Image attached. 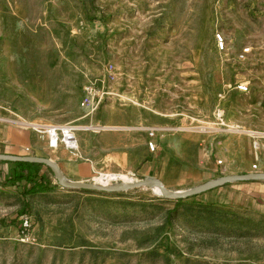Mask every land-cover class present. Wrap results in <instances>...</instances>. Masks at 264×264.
<instances>
[{
	"label": "rangeland",
	"instance_id": "374dc122",
	"mask_svg": "<svg viewBox=\"0 0 264 264\" xmlns=\"http://www.w3.org/2000/svg\"><path fill=\"white\" fill-rule=\"evenodd\" d=\"M222 32L225 50L216 37ZM245 46L251 51L241 58ZM88 84L105 92L96 111L82 105ZM108 105L117 124L81 127L106 132L110 143L144 139L136 148L156 172L148 177L172 190L258 172L264 0H0V119L34 130L77 124L78 107L105 119ZM205 135L206 144L194 139ZM126 159L113 148L87 181L105 173L144 178ZM258 186L237 189L234 202H222V186L186 198L171 220L177 199L153 187L0 193V264H264V180ZM210 210L216 214L208 217ZM222 210L252 221L222 224ZM25 219L34 242L21 240Z\"/></svg>",
	"mask_w": 264,
	"mask_h": 264
},
{
	"label": "crops",
	"instance_id": "0c3cea01",
	"mask_svg": "<svg viewBox=\"0 0 264 264\" xmlns=\"http://www.w3.org/2000/svg\"><path fill=\"white\" fill-rule=\"evenodd\" d=\"M109 93V92H108ZM107 93V94H108ZM108 97L111 96L108 94ZM113 105H108L107 114L105 119L94 114H88L83 108L78 107L75 109L74 121L79 126H93L95 124H103V126H113L117 124L116 118L111 108ZM5 116L6 114H0ZM95 129L80 128L77 131L79 140V150L77 152L70 151L63 146L58 148H52L46 136L38 134L35 130L30 127H20L15 124H11L4 119H0V153L15 154V155H33L48 157L60 165L65 176L76 181H87L95 174L99 172V169L103 165L107 158L109 151L113 148H117L120 151H126L127 159L124 166L128 169L138 171L141 177L153 176L156 172H152L153 168L150 161L147 160L146 150H141L137 145H141L144 139L132 138L126 142L121 140L116 143H110L108 134L106 132H94ZM211 135H205L204 138L201 136H195V140L203 141L205 144L210 140ZM156 141H158V132L156 133ZM208 143V142H207ZM30 148L27 151L26 148ZM210 150V149H209ZM207 149V152H209ZM259 164L261 166L258 171L264 172V146L259 152H257ZM16 161L0 159V193L6 194L14 193L17 191L22 192L23 183L19 182L16 185H3L6 178L10 177L16 167ZM214 169V168H210ZM50 168L47 165L42 166L41 173H45L52 183L55 184L52 177L50 176ZM222 173V170H220ZM246 172V171H244ZM233 174V173H231ZM238 174V173H234ZM260 181L262 180H249L242 181L244 185L233 186L230 182L222 186V202H234L238 195L237 189L243 188L248 192L253 188H258ZM227 185H232L228 188H224ZM228 195V196H227Z\"/></svg>",
	"mask_w": 264,
	"mask_h": 264
},
{
	"label": "water",
	"instance_id": "95a60500",
	"mask_svg": "<svg viewBox=\"0 0 264 264\" xmlns=\"http://www.w3.org/2000/svg\"><path fill=\"white\" fill-rule=\"evenodd\" d=\"M0 159L12 161L36 162L47 165L54 173L57 182L65 188L92 190L100 192H123L139 187H155L160 188V194L173 199H186L199 195L214 188L223 186L234 181L264 180V172H250L243 174L226 175L212 179L201 185L188 188L186 190H172L168 188L164 182L158 177H144L142 179L118 181L110 184L92 181H76L65 176L58 162L43 156L33 155H15L0 153Z\"/></svg>",
	"mask_w": 264,
	"mask_h": 264
},
{
	"label": "built area",
	"instance_id": "2783aa9c",
	"mask_svg": "<svg viewBox=\"0 0 264 264\" xmlns=\"http://www.w3.org/2000/svg\"><path fill=\"white\" fill-rule=\"evenodd\" d=\"M218 44L222 50L227 48V39L225 34L218 33L216 35ZM251 47L245 46L240 53L241 58H246V56L250 53ZM238 89L242 92H247L249 90V83L248 82H241L238 85ZM105 92H102L100 88H98L95 84H88L85 86V96L82 101V105L88 107L91 111H96L99 109L102 95ZM108 92H106L107 94ZM224 117V110L222 108H218L217 110V118L222 122ZM34 130L37 131L40 135L46 136L49 145L52 148H58L63 146L64 148L77 152L79 150V140L77 136V131L80 127L74 123H51V124H44V125H35ZM149 137L150 140L148 141V147L151 151H155L158 147L156 141V133L157 130L152 128L149 130ZM27 151H30V148H26ZM221 163V161H219ZM254 168L257 167L256 164L253 166ZM121 173H105L101 174V176L107 180V182H102L106 184H110L113 182L118 181H127L122 178ZM31 223L28 219H25L23 223V229L20 233V237L22 241L25 242H34L36 240L35 236L31 233Z\"/></svg>",
	"mask_w": 264,
	"mask_h": 264
},
{
	"label": "trees",
	"instance_id": "16d2710c",
	"mask_svg": "<svg viewBox=\"0 0 264 264\" xmlns=\"http://www.w3.org/2000/svg\"><path fill=\"white\" fill-rule=\"evenodd\" d=\"M16 167L12 175L6 178L3 185H16L21 182L24 185L22 190L23 195H34L39 193H45L54 190L56 187L60 186L57 183H52L51 179L46 176L45 173H41V168L45 164L36 163V162H25V161H16ZM51 170V169H50ZM52 171V170H51ZM88 191V190H82ZM98 194L112 195L114 192H96ZM185 204L184 199H177L176 205L173 209H170L168 219L171 220L173 213H176L178 209ZM198 207L208 208L206 204L199 203L196 204ZM208 217H211L216 214L215 210H210L207 212ZM222 224L228 225L229 223L241 225L251 222L252 220L247 218H242L239 215L230 216L228 211L222 210ZM264 222V217L259 221V223ZM228 227V226H227Z\"/></svg>",
	"mask_w": 264,
	"mask_h": 264
},
{
	"label": "bare ground",
	"instance_id": "6f19581e",
	"mask_svg": "<svg viewBox=\"0 0 264 264\" xmlns=\"http://www.w3.org/2000/svg\"><path fill=\"white\" fill-rule=\"evenodd\" d=\"M79 127L82 128L81 126H79ZM259 133L263 134L261 132H253L252 135H256V134L260 135ZM255 148H257V149L259 148V142L258 141L255 142ZM98 180H99L98 182H107V180L103 179V177H99ZM125 180H132V178H130V177L129 178H125ZM153 189L160 193V188L158 186L153 187Z\"/></svg>",
	"mask_w": 264,
	"mask_h": 264
}]
</instances>
